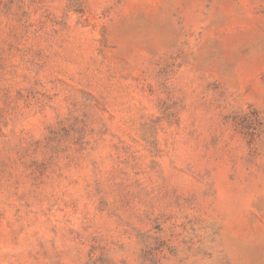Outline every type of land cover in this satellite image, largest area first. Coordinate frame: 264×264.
Returning a JSON list of instances; mask_svg holds the SVG:
<instances>
[{"label":"rangeland","instance_id":"1","mask_svg":"<svg viewBox=\"0 0 264 264\" xmlns=\"http://www.w3.org/2000/svg\"><path fill=\"white\" fill-rule=\"evenodd\" d=\"M126 217L137 264L204 218L264 264V0H0V264H115Z\"/></svg>","mask_w":264,"mask_h":264},{"label":"clouds","instance_id":"2","mask_svg":"<svg viewBox=\"0 0 264 264\" xmlns=\"http://www.w3.org/2000/svg\"><path fill=\"white\" fill-rule=\"evenodd\" d=\"M127 224L124 227L126 231L125 236L119 238V243L124 245L123 251L113 257L115 264H121L124 261L125 264H137L135 261L134 253L138 250L135 239L133 238V229H138L141 225L137 222L135 217H126ZM207 218H204L202 225H195V231L189 228L186 232L181 234L180 229H172L164 233H159L161 239L167 241V245L163 248L157 257L160 264H214L215 254L219 252L218 242L216 237L210 231ZM76 227V225H70ZM88 235V233H84ZM95 235V233H93ZM49 239L56 240L55 251H65L72 245L61 241L59 237H49ZM116 239V237H112ZM95 243L98 246L110 245L108 239H97ZM49 247H51L49 245ZM81 248V259L79 264H91V260L88 256L87 245H77ZM171 249V251H169ZM7 251V250H6ZM203 251L213 253L212 259L206 261L201 260ZM99 255V252L96 253ZM94 259V257H93Z\"/></svg>","mask_w":264,"mask_h":264}]
</instances>
